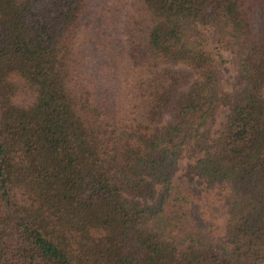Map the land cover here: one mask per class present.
I'll use <instances>...</instances> for the list:
<instances>
[{"label":"trees","instance_id":"16d2710c","mask_svg":"<svg viewBox=\"0 0 264 264\" xmlns=\"http://www.w3.org/2000/svg\"><path fill=\"white\" fill-rule=\"evenodd\" d=\"M0 264H264V0H0Z\"/></svg>","mask_w":264,"mask_h":264},{"label":"rangeland","instance_id":"374dc122","mask_svg":"<svg viewBox=\"0 0 264 264\" xmlns=\"http://www.w3.org/2000/svg\"><path fill=\"white\" fill-rule=\"evenodd\" d=\"M210 44H213V34L210 32L207 34ZM218 63L223 71L225 78V87L231 89L230 82L231 77L235 72V65L231 60V57L222 51V58L218 59ZM224 113L225 110H220L218 117L213 125V135L215 136L216 131L221 128V125L224 122ZM187 160L183 159L180 161V168L185 167ZM182 170L178 172V178L181 177ZM202 183L197 182V186L201 188ZM202 198L207 202L195 203V206L198 207L201 213L205 214V222L207 223V229L210 233L211 239L214 242H219L224 233V227L226 224L227 215L225 213V207L223 206L224 192L218 186L216 188H211L208 191H203L201 194ZM205 203V204H204ZM208 204V205H207Z\"/></svg>","mask_w":264,"mask_h":264}]
</instances>
